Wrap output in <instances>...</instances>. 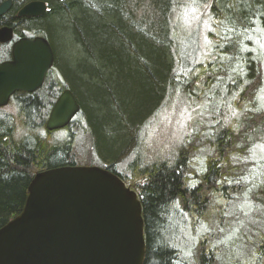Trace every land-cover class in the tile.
<instances>
[{
    "label": "trees",
    "instance_id": "obj_1",
    "mask_svg": "<svg viewBox=\"0 0 264 264\" xmlns=\"http://www.w3.org/2000/svg\"><path fill=\"white\" fill-rule=\"evenodd\" d=\"M42 1L47 4L42 16L18 19L16 12L23 2L13 0L11 9L0 17V26L13 27L16 38L42 35L49 42L57 26L69 34L78 56L70 62L51 43L54 63L42 87L33 93H14L8 103L12 110L0 115V227L21 211L36 172L76 165L74 128L83 121L93 151L85 159L115 173L140 201L145 238L142 264H219L209 242L190 261L167 233L172 220L184 214L206 215L215 192L222 191L225 199L240 197V174L254 164L243 161L254 142H264V108L255 104L262 82L260 56L246 39L257 27L264 28V0H211V25L220 33L210 34L213 59L203 62L181 59L176 45L178 56L171 51L168 19L177 0ZM26 21L33 26H19ZM0 48L4 49L0 62L9 59L11 43H0ZM174 56L177 67L187 71L182 79L175 76ZM214 82L225 95H235L232 111L241 113L238 120L229 118L224 123L213 116L216 123L210 125V139L186 141L171 160L141 166L137 156L130 162V177L117 169L132 141L130 131L154 114L166 94L171 99L179 90L200 97ZM65 88L75 95L80 111L59 129L66 134L56 137L46 121ZM240 140L243 144L237 146ZM202 147L209 151L199 170L189 154ZM260 190L255 202L264 206V188ZM255 251L254 264H264V232Z\"/></svg>",
    "mask_w": 264,
    "mask_h": 264
},
{
    "label": "water",
    "instance_id": "obj_2",
    "mask_svg": "<svg viewBox=\"0 0 264 264\" xmlns=\"http://www.w3.org/2000/svg\"><path fill=\"white\" fill-rule=\"evenodd\" d=\"M13 0L0 2V17ZM47 10L31 0L17 18H37ZM11 44V58L0 62V107L16 92L33 93L54 63L49 40L20 36L0 26V43ZM80 111L65 88L46 121L49 131L66 127ZM144 223L136 192L115 173L96 165H68L36 172L21 211L0 227V264H142Z\"/></svg>",
    "mask_w": 264,
    "mask_h": 264
},
{
    "label": "rangeland",
    "instance_id": "obj_3",
    "mask_svg": "<svg viewBox=\"0 0 264 264\" xmlns=\"http://www.w3.org/2000/svg\"><path fill=\"white\" fill-rule=\"evenodd\" d=\"M24 1L26 0H18L23 4L27 2ZM210 5L211 0H177L168 19L169 33L167 34L173 39L172 53L176 54L174 48L176 45L181 59L188 58L192 62L213 59L215 47L210 34L219 36L220 31L211 25V18L214 16L209 13ZM33 24L31 21H26L19 26L26 28ZM55 29L52 37L50 36V43L52 45L55 43L54 47L57 49L55 51L70 62L75 60L78 52L69 39V34L62 32L57 26ZM246 39L249 40V46L255 54L260 56L262 82L255 104L264 108V28L257 27ZM3 50L0 48V54ZM176 61L177 57L174 56L175 76L182 79L187 71L178 68ZM166 95L163 104L154 114L150 115L144 123L135 125L130 131L132 134L130 146L116 163L117 169L128 177L131 175L130 162L135 157H139L141 166L152 161L171 160L179 146L186 141H191L194 137L196 139L200 137L199 139L203 142L210 139V125L216 123L212 120L213 116L222 118L226 123L229 118L238 120L241 114L238 110L232 111L231 100L235 98V95H225L222 86L218 90L217 82L212 83L204 93H200V97L192 93L188 97L179 90L175 91L171 99L168 98L169 94ZM11 110L12 105L1 107L0 115ZM85 126L82 121L80 128H74L75 163L78 166H98V162L89 163V160L85 159L89 157L87 153H93L92 140ZM65 134V131L55 130L53 135L62 137ZM242 144V140L237 142V146ZM208 151L205 147L197 153L191 151L189 156L193 155V166L199 170L203 169ZM248 151V156L243 162L254 164L251 165L252 167L249 166L246 174H240L242 176L240 197L235 195L236 198L225 199L222 191L215 192L209 201V210L206 215L205 213L201 216L184 214L178 220H172L171 230H168L167 234L172 237L171 243L180 250L182 257L190 261L196 259L197 250L205 247L204 244L209 242L219 264H254L257 258L256 246L264 232V206L255 202L261 197L260 189L264 188V142H254ZM237 180L238 178L235 183ZM196 182L194 180L191 184Z\"/></svg>",
    "mask_w": 264,
    "mask_h": 264
},
{
    "label": "bare ground",
    "instance_id": "obj_4",
    "mask_svg": "<svg viewBox=\"0 0 264 264\" xmlns=\"http://www.w3.org/2000/svg\"><path fill=\"white\" fill-rule=\"evenodd\" d=\"M1 62H2V61H1ZM68 89H69V88H68ZM48 116H49V115H48ZM71 121H72V120H71ZM71 121H70V122H71ZM69 124H70V123H69ZM69 124H68V125H69Z\"/></svg>",
    "mask_w": 264,
    "mask_h": 264
}]
</instances>
